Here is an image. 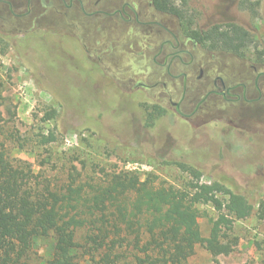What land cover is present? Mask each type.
Returning <instances> with one entry per match:
<instances>
[{
    "label": "rangeland",
    "instance_id": "1",
    "mask_svg": "<svg viewBox=\"0 0 264 264\" xmlns=\"http://www.w3.org/2000/svg\"><path fill=\"white\" fill-rule=\"evenodd\" d=\"M244 1L187 0L195 30L238 24L251 34L246 58L218 49L204 54L206 67L230 84H253L257 51L264 50V0H251L259 2V15L244 8ZM31 18L0 30V139L8 157L38 176L34 182H52L55 188L71 175L98 184L112 173L133 172L182 189L191 176L175 162L193 165L203 172V181L241 191L254 208L225 231L229 253L215 257L198 244L187 264H264V107L221 100L216 115L188 125L166 104L151 124L152 94L133 87V81L144 78L143 60L118 52L120 62L106 69L88 58L64 20L48 12L33 26ZM198 208L208 236L219 211L213 204ZM86 232L77 229V240L82 242ZM54 240V232L38 238L26 262L43 264L52 256Z\"/></svg>",
    "mask_w": 264,
    "mask_h": 264
},
{
    "label": "trees",
    "instance_id": "2",
    "mask_svg": "<svg viewBox=\"0 0 264 264\" xmlns=\"http://www.w3.org/2000/svg\"><path fill=\"white\" fill-rule=\"evenodd\" d=\"M153 1L192 30L187 0ZM258 6L251 0L243 3L254 15H259ZM191 32L209 48L240 57H246L252 42L249 31L238 24L216 25L205 35ZM154 109L148 114L151 124L165 112ZM175 163L191 176L182 189L157 184L152 174L143 179L133 172L112 173L98 184L78 182L71 175L55 188L52 182H34L38 176L14 163L0 139V264H28L38 238L50 232L54 248L43 264H187L198 244L215 257L229 253L232 244L223 239L225 231L250 216L254 205L241 191L203 181L197 167ZM199 204H213L219 211L208 236L200 227ZM79 228L87 229L82 242L76 236Z\"/></svg>",
    "mask_w": 264,
    "mask_h": 264
},
{
    "label": "flooded vegetation",
    "instance_id": "3",
    "mask_svg": "<svg viewBox=\"0 0 264 264\" xmlns=\"http://www.w3.org/2000/svg\"><path fill=\"white\" fill-rule=\"evenodd\" d=\"M48 12L76 31L88 58L100 66L109 69L108 63H119L118 52L143 60L144 78L133 81V87L151 92V109L168 104L166 109L189 125L216 115L221 100L264 107V70L258 66H264V50L257 51L253 84H230L206 67L204 54L212 49L194 37L195 29L187 28L177 15L159 10L153 0H0V30L18 27L31 16L34 26ZM79 17L85 19L77 21ZM172 20L177 23L171 25ZM208 30L199 31L205 35ZM110 32L118 36L109 38ZM128 32L130 36L119 38Z\"/></svg>",
    "mask_w": 264,
    "mask_h": 264
}]
</instances>
